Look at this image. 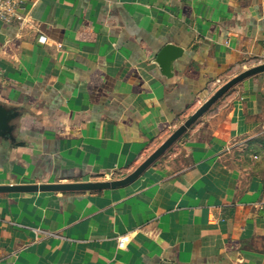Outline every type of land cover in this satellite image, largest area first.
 I'll use <instances>...</instances> for the list:
<instances>
[{
	"label": "crops",
	"instance_id": "0c3cea01",
	"mask_svg": "<svg viewBox=\"0 0 264 264\" xmlns=\"http://www.w3.org/2000/svg\"><path fill=\"white\" fill-rule=\"evenodd\" d=\"M24 7L0 20V102L21 113L18 144L0 139V186L122 179L220 83L264 64V0ZM168 44L184 50L171 77L156 62ZM167 261L264 264V73L126 186L0 193V264Z\"/></svg>",
	"mask_w": 264,
	"mask_h": 264
},
{
	"label": "water",
	"instance_id": "95a60500",
	"mask_svg": "<svg viewBox=\"0 0 264 264\" xmlns=\"http://www.w3.org/2000/svg\"><path fill=\"white\" fill-rule=\"evenodd\" d=\"M184 50L173 44L166 45L159 53L156 62L162 69L163 74L171 77V70L174 62L181 58ZM264 73V64L253 66L234 78L224 83L191 117H189L176 131H174L162 145L156 149L134 172L122 179L76 182L59 184H26V185H5L0 186V193L12 192H75V191H98L109 188L126 186L138 177L160 158L175 142H177L196 122H198L211 108L216 105L229 91L245 79L254 75ZM21 113L13 107L0 102V139L12 144H18L16 136V121ZM165 264H177L175 261H167Z\"/></svg>",
	"mask_w": 264,
	"mask_h": 264
},
{
	"label": "built area",
	"instance_id": "2783aa9c",
	"mask_svg": "<svg viewBox=\"0 0 264 264\" xmlns=\"http://www.w3.org/2000/svg\"><path fill=\"white\" fill-rule=\"evenodd\" d=\"M26 0H0V20L2 21H22ZM129 242L128 236H120L118 238L119 248H125Z\"/></svg>",
	"mask_w": 264,
	"mask_h": 264
},
{
	"label": "rangeland",
	"instance_id": "374dc122",
	"mask_svg": "<svg viewBox=\"0 0 264 264\" xmlns=\"http://www.w3.org/2000/svg\"><path fill=\"white\" fill-rule=\"evenodd\" d=\"M252 65H253V64H249V65L247 64V65H242V67H243V66H244V67H245V66H248V68H249V66H252ZM255 66H256V65H255ZM250 68H251V67H250ZM226 82H227V81H225V82L223 81L222 83H220V85H218V88H219V86L221 87V86H222L224 83H226ZM215 106H216V105H214V106L212 107V109H213ZM212 109H211V110H212ZM205 115H206V114H205ZM115 177H116V176H114V177L112 176V177H110L108 180L115 179Z\"/></svg>",
	"mask_w": 264,
	"mask_h": 264
}]
</instances>
